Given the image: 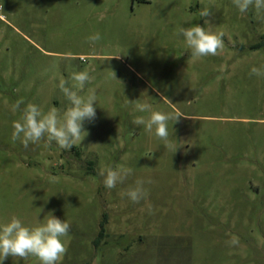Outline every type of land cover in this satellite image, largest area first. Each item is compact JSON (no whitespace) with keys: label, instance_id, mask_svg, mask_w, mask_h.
<instances>
[{"label":"rangeland","instance_id":"obj_1","mask_svg":"<svg viewBox=\"0 0 264 264\" xmlns=\"http://www.w3.org/2000/svg\"><path fill=\"white\" fill-rule=\"evenodd\" d=\"M0 7V228L12 217L36 227L49 212L69 222L59 264H264V76L251 74L264 70V12L241 14L233 0ZM204 9L211 15L202 18ZM195 25L224 33L217 55L192 58L176 29ZM82 70L94 79L80 94L93 88L97 100L80 144L66 151L14 142L22 112L12 105L65 110L58 84L75 83L72 73ZM138 100L179 116L169 121L176 150L134 124L150 115L136 110ZM121 166L132 174L106 188L101 173ZM137 179L153 182L147 199L133 203L125 193Z\"/></svg>","mask_w":264,"mask_h":264},{"label":"clouds","instance_id":"obj_2","mask_svg":"<svg viewBox=\"0 0 264 264\" xmlns=\"http://www.w3.org/2000/svg\"><path fill=\"white\" fill-rule=\"evenodd\" d=\"M233 5L241 14L246 13L250 7H254L257 12H264V0H233ZM210 15L208 9H204L200 13L202 18ZM205 24L208 25L207 20H205ZM176 35L183 37L186 45L191 49L193 59L215 56L218 54V50L224 48V33L212 31L210 25L207 27L195 25L187 28L178 26ZM101 39L100 33L96 32L88 37V42L94 47ZM111 73L114 77V73ZM251 74L264 76V70L253 67ZM70 79L75 83H70L68 79L62 78L58 84L60 92L68 101V107L65 110L51 107L45 114L33 103H28L21 109L20 106L24 104L23 99L17 100L12 105L14 112H22V118L13 121L12 140L14 142L19 140L25 149H28L30 144L39 142H43L45 147H50L55 143L60 149L66 151L78 143L80 144L88 135L84 130L83 122L92 121L96 117L94 104H96L97 96L96 90L93 88H89L86 95L80 94L84 91L85 85L94 79L87 70L72 73ZM132 103L135 104L136 110L150 113L147 119L143 116L136 117L133 121L134 124L143 125L148 133H152L154 130L157 138L176 150L177 147L169 140V121L172 120L174 123L179 116L152 111L150 104L141 103L139 100ZM168 103L173 104L169 100ZM131 174V168L122 166L109 167L101 173L104 178V186L108 189L114 188L118 183H124ZM53 179L55 178L53 177ZM152 182L151 179H137L135 186L130 187L125 195L133 203L146 200L148 191L145 184ZM148 210L152 211L151 205H148ZM45 217L44 223H39L37 219L38 225L32 228L24 226L20 219L12 217L9 223L0 228V264H4V261L9 257L23 260L29 256L36 257L39 264H59L67 252L66 239H71L69 235L71 225L69 222L55 217L52 212H49ZM230 243L238 244V237H233Z\"/></svg>","mask_w":264,"mask_h":264},{"label":"built area","instance_id":"obj_3","mask_svg":"<svg viewBox=\"0 0 264 264\" xmlns=\"http://www.w3.org/2000/svg\"><path fill=\"white\" fill-rule=\"evenodd\" d=\"M1 18V17H0Z\"/></svg>","mask_w":264,"mask_h":264}]
</instances>
